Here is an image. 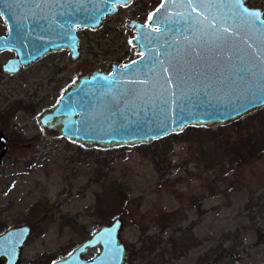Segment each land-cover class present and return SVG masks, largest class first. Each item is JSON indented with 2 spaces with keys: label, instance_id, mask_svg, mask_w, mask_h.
Listing matches in <instances>:
<instances>
[{
  "label": "rangeland",
  "instance_id": "374dc122",
  "mask_svg": "<svg viewBox=\"0 0 264 264\" xmlns=\"http://www.w3.org/2000/svg\"><path fill=\"white\" fill-rule=\"evenodd\" d=\"M160 2L135 0L98 30L81 31L77 62L54 51L10 75L2 65L15 53H0V135L8 140L6 151L0 147V234L31 226L22 264L67 255L117 216L127 264H264V154L233 168L211 164L206 143L187 128L104 150L53 137L39 124L80 76L139 57L129 23H148ZM248 3L264 10V0Z\"/></svg>",
  "mask_w": 264,
  "mask_h": 264
},
{
  "label": "water",
  "instance_id": "95a60500",
  "mask_svg": "<svg viewBox=\"0 0 264 264\" xmlns=\"http://www.w3.org/2000/svg\"><path fill=\"white\" fill-rule=\"evenodd\" d=\"M244 3L250 9L264 11L252 7L248 0ZM119 6L123 5L115 0H0V12L4 13L1 17L8 28L6 35H0V53H15L3 65V72L18 74L54 51L67 50L71 61L77 62L82 49L79 32L98 30L106 16L119 13ZM189 13L198 15L181 0H175L166 3L157 15L159 24L153 22L145 28L140 21L131 20L129 25L136 33L134 43L138 51H145L147 60L151 50L150 66L157 60L163 63H156L154 72L147 75L133 70L126 72L123 65L116 64L83 74L43 112L39 118L41 128L53 137L85 148L109 150L149 144L181 134L192 126H226L263 110L264 91L245 92L232 81L241 67L247 68L253 79L264 69V35L241 25L240 36L232 38L233 58L229 61L217 55L215 45L197 39L199 34L188 27L191 21L184 19ZM155 27H160L161 32L152 31ZM163 67L170 69L171 86ZM103 76L109 79H100ZM177 83L181 84L179 90ZM1 142H6L4 137ZM124 230L125 221L117 216L73 248L71 255L68 253L52 264H127ZM106 231L112 233L111 244L96 243ZM31 234L32 228L27 224L13 226L0 234L4 249L0 250V264H22ZM11 245L14 249L8 251Z\"/></svg>",
  "mask_w": 264,
  "mask_h": 264
},
{
  "label": "snow or ice",
  "instance_id": "6c2138e0",
  "mask_svg": "<svg viewBox=\"0 0 264 264\" xmlns=\"http://www.w3.org/2000/svg\"><path fill=\"white\" fill-rule=\"evenodd\" d=\"M73 2V0H69ZM175 0H162L158 8L153 12L149 13L148 23L141 27H151L153 22L159 24L161 21H158L157 15L165 8L166 3H174ZM182 3H185L188 8L191 9L192 13H197V16H192L191 13L187 17H184L186 20H190L191 23L188 27L196 34L197 39H203L205 44L215 45L217 55H223L224 59L231 61L232 60V47L231 41L232 38H238L240 36L241 25H246L248 29L257 31L261 35H264V11L260 9H250L245 6L244 0H181ZM116 4L123 6L131 3V0H115ZM113 11L116 10L115 6L112 8ZM4 13L0 12V16H3ZM171 20V17H168ZM63 27V25H61ZM160 27L152 28L154 32H161ZM167 29H165L166 31ZM138 43L140 41L139 37L136 38ZM187 39V37H185ZM133 41H129L131 45ZM247 43V41H245ZM248 47L251 48L252 45L248 44ZM158 55V54H157ZM259 55V53H257ZM138 56L139 60H134L130 64L123 65V69L127 72L133 70L136 72H143L145 75L148 72H154L156 63H163V61H154L151 63V66L148 62L152 61L151 50H148L147 60L145 57V51H139ZM165 77L167 78V84L171 86L173 84L172 79L169 74V67L162 68ZM96 79V77H93ZM100 79L108 80L107 76L100 77ZM146 82V81H144ZM232 84L236 87L242 88L243 91L252 93L253 89L256 92L264 91V69H262L256 76L255 79L251 78L247 68L241 67L237 70V76L232 81ZM177 89L181 88V84H176ZM256 94V93H253ZM175 95V93H173ZM179 99V97H177ZM96 235V234H94ZM111 231H106L102 234V240L96 241V243H106L111 244ZM91 243V242H90ZM14 245H11L7 250L12 251ZM0 250H4L3 246L0 245ZM71 255V253H69Z\"/></svg>",
  "mask_w": 264,
  "mask_h": 264
},
{
  "label": "trees",
  "instance_id": "16d2710c",
  "mask_svg": "<svg viewBox=\"0 0 264 264\" xmlns=\"http://www.w3.org/2000/svg\"><path fill=\"white\" fill-rule=\"evenodd\" d=\"M186 130L185 135L193 133L206 143L207 149L204 152L209 155L211 164L221 163L223 166L240 168L264 154V109L216 129L189 127ZM172 137L180 138L178 135Z\"/></svg>",
  "mask_w": 264,
  "mask_h": 264
},
{
  "label": "flooded vegetation",
  "instance_id": "af4514ba",
  "mask_svg": "<svg viewBox=\"0 0 264 264\" xmlns=\"http://www.w3.org/2000/svg\"><path fill=\"white\" fill-rule=\"evenodd\" d=\"M135 0H132V2L129 4V5H127V6H119V13H120V11L123 9V8H127V7H129L133 2H134ZM161 2H162V0H161ZM161 2L159 3V5L161 4ZM158 5V6H159ZM158 6L155 8V9H153L152 11H150V12H148V14L149 13H153L157 8H158ZM119 13L117 14V15H119ZM117 15H108V16H106L103 20L105 21V19L107 18V17H111V16H117ZM1 17V16H0ZM2 18V17H1ZM2 20H3V18H2ZM4 21V20H3ZM138 21V20H137ZM4 23H5V21H4ZM104 23V22H103ZM142 23V22H141ZM130 24V23H129ZM143 24H145V23H143ZM5 25H6V23H5ZM102 26V25H101ZM100 26V27H101ZM129 27H130V25H129ZM131 28V27H130ZM6 29H7V31H8V28H7V25H6ZM133 29V28H132ZM87 30H91V29H87ZM83 31V30H82ZM81 32V31H80ZM79 32V33H80ZM5 52V51H4ZM2 53V52H1ZM11 59V58H10ZM9 59V60H10ZM8 60V61H9ZM7 61V62H8ZM6 62V63H7ZM5 63V64H6ZM4 65V64H3ZM3 65H2V70H3ZM1 137H4L3 135H0V147H1V145L3 146V150L4 151H6L7 150V148H8V140L5 138V140H6V142H1ZM93 255H89L88 257H92Z\"/></svg>",
  "mask_w": 264,
  "mask_h": 264
}]
</instances>
